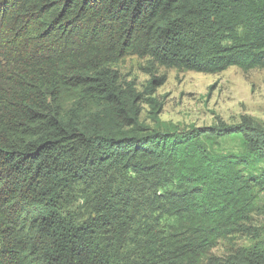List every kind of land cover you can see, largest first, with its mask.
<instances>
[{
	"label": "trees",
	"instance_id": "1",
	"mask_svg": "<svg viewBox=\"0 0 264 264\" xmlns=\"http://www.w3.org/2000/svg\"><path fill=\"white\" fill-rule=\"evenodd\" d=\"M128 54L262 68L264 0H0V264H264L258 234L210 252L251 233L264 124L159 122L164 78L138 91Z\"/></svg>",
	"mask_w": 264,
	"mask_h": 264
},
{
	"label": "rangeland",
	"instance_id": "2",
	"mask_svg": "<svg viewBox=\"0 0 264 264\" xmlns=\"http://www.w3.org/2000/svg\"><path fill=\"white\" fill-rule=\"evenodd\" d=\"M115 67L121 79L133 81L140 92L153 77L164 78L154 93L144 94L157 100L159 122L182 129L191 125H210L217 119L234 123L241 115H249L264 124V67L246 71L229 67L219 73L207 74L163 67L147 57L132 54L122 57ZM141 106V120L153 126L151 105L143 100ZM237 144L236 139L222 141L226 148H236ZM258 205L248 222L251 233L236 234L219 241L211 254L225 256L234 248L251 242L253 234L264 238V192L259 196Z\"/></svg>",
	"mask_w": 264,
	"mask_h": 264
}]
</instances>
